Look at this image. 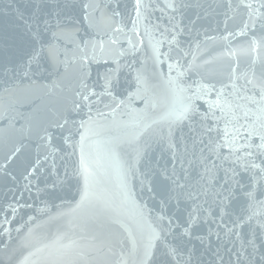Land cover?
Returning a JSON list of instances; mask_svg holds the SVG:
<instances>
[{
    "label": "snow or ice",
    "instance_id": "snow-or-ice-1",
    "mask_svg": "<svg viewBox=\"0 0 264 264\" xmlns=\"http://www.w3.org/2000/svg\"><path fill=\"white\" fill-rule=\"evenodd\" d=\"M0 264H264V0H0Z\"/></svg>",
    "mask_w": 264,
    "mask_h": 264
},
{
    "label": "water",
    "instance_id": "water-1",
    "mask_svg": "<svg viewBox=\"0 0 264 264\" xmlns=\"http://www.w3.org/2000/svg\"><path fill=\"white\" fill-rule=\"evenodd\" d=\"M3 126V124L2 123H0V127H2Z\"/></svg>",
    "mask_w": 264,
    "mask_h": 264
}]
</instances>
